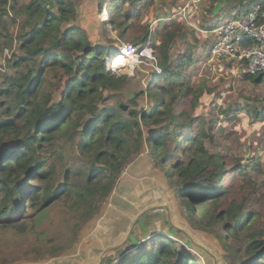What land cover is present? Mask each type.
I'll list each match as a JSON object with an SVG mask.
<instances>
[{
    "label": "trees",
    "instance_id": "16d2710c",
    "mask_svg": "<svg viewBox=\"0 0 264 264\" xmlns=\"http://www.w3.org/2000/svg\"><path fill=\"white\" fill-rule=\"evenodd\" d=\"M79 1L0 0V58L16 44L9 69L0 73V236L39 234L34 214L40 218L59 204L54 223L76 239L116 187L131 156L147 147L190 224L216 234L231 264H264V163L255 159L244 164L224 150H210L234 135L217 126L218 115H227L228 109L220 106L209 120L196 114L201 95L214 88L204 80L199 86L184 82V70L209 44L196 48L200 41L195 30L188 35L189 24L175 18L180 8L161 14L155 26L160 28L154 31L160 39L153 46L161 72L152 71L147 90H129L132 78L106 70L107 58L116 52L119 39L138 48L152 39L148 24L140 20L154 0H108L101 30L106 26L119 36L106 37L105 42L95 41L79 23L84 15ZM223 1L229 9L245 12L256 0ZM104 2L90 4L100 13ZM198 27L211 30L216 24ZM187 36L192 42L173 55L175 40ZM245 64L243 78L261 82ZM148 94L151 105L144 107L140 101ZM244 109L256 117L264 114L250 104ZM242 110L233 109L229 120ZM65 149L76 152L81 164L68 162ZM250 171L262 178L257 180ZM155 219L176 229L182 241L158 233L148 246L134 248L131 236L137 234L138 222L150 225ZM130 234L103 264H214L211 252L217 255L212 246L196 242L189 226L160 218L153 207L143 211ZM37 241L27 248V257L40 258L50 251V245L44 247L46 239ZM125 251L128 254L121 256ZM14 261L0 256V264Z\"/></svg>",
    "mask_w": 264,
    "mask_h": 264
},
{
    "label": "rangeland",
    "instance_id": "374dc122",
    "mask_svg": "<svg viewBox=\"0 0 264 264\" xmlns=\"http://www.w3.org/2000/svg\"><path fill=\"white\" fill-rule=\"evenodd\" d=\"M91 2L92 0L79 1L78 7L84 14L81 19L78 18L79 23L85 27L90 37L95 41L105 42L107 41L106 37L118 38L119 33L117 30L110 28L107 30L106 26V34L101 30V24L105 20L102 16L104 15V9H107L108 0H105L100 13L97 12L96 5L91 6ZM186 2L187 0H154V4L149 6L145 12H142L140 22L148 24L152 38L149 42L152 48L160 39V35L154 32L159 30L160 27L151 28L150 22L158 18L163 13L164 8L175 10L180 7L181 10ZM200 2V5L187 10L185 16L181 19L183 23L189 24L185 31L188 35H190L189 30L191 28L195 30L200 41L196 45L197 49L201 43L210 44L215 37L212 33L203 32L198 26L209 23V27H211L216 21H223V19H217L214 20L215 22H209L211 10H208V6L211 0H201ZM215 15L217 17L220 15V8H218ZM226 17L228 18V16ZM14 29V27H11V32ZM191 40L189 36L186 39L177 38L172 47L173 55L185 49L187 43L192 42ZM127 43L131 44L132 42L119 39V42H116L115 45L119 47ZM15 49L16 44L13 45V49L9 50L13 52ZM205 52L207 53V51L201 50L200 55L199 53L196 54L195 61L183 72V76L188 74L184 82L199 86L204 80L208 88H214L213 91H207L201 95L195 113L203 115L206 120H209L212 111L216 112L220 106H225L228 109V114L220 113L218 115L217 126L224 131L232 130L234 132L232 137L222 140L221 148L210 146V150H224L230 156L241 158L240 162L244 164H251L255 159L264 163V114L256 117L251 114L253 112L250 113L245 110L246 108L244 109L246 104H250L252 108L261 110V112L264 111V82L254 84L244 79L243 62L241 61H229L225 58L219 62V67L216 64V71L206 69L203 65ZM116 54L112 56V61L115 59ZM139 55V52H135L131 62L120 68V73H126L132 78L129 90L137 91L141 88L147 90L151 73L156 70L150 63H154L152 59L145 56L140 57ZM150 97L149 94L145 95L143 102L139 101L146 107L151 105ZM240 106L243 110L235 113L233 120H229V116H232L230 112ZM206 144H209L208 141ZM63 153L67 156L68 162L81 164L76 152L65 149ZM232 165H229V167L231 168ZM250 173L257 180L262 178L259 173L253 171H250ZM59 206V204H53L48 207L47 210L43 211L44 214L40 218H37L36 213L34 214L37 224L36 232L39 234L30 232L20 236L8 232L1 235L0 256L14 257L15 261L11 264H99L101 257V264H103L104 257L111 254L113 249L122 245L128 234L131 235L130 229L132 230L139 213L153 207L154 210L159 212L160 218H168L176 226H189L192 235L198 239L196 242L205 245L204 247L212 246L216 249V256L211 252L214 256V264H231L229 262L230 257H227L226 254L228 253L224 250L216 234L190 224L183 214L176 196L173 194L172 187L166 181L165 175L158 167H155L152 155L147 147H144L141 151H135L131 156L130 161L119 175L116 187L102 201L98 212L81 226L76 239H74L75 234L71 231L54 223L57 212L60 210ZM156 220L151 221L150 225H145L141 221L138 222L136 225L137 234L131 236V244L134 248H141L145 243L148 246L157 238L156 234L158 233H171L178 243L182 241L181 235L176 229L172 230L169 224L162 220L159 223ZM37 238L46 239L47 244L44 247L48 248L50 245L51 249L40 258H29L26 250L29 246L37 244ZM183 247L190 250L189 245ZM126 254H128V251H125L121 256ZM195 254L200 256L197 252Z\"/></svg>",
    "mask_w": 264,
    "mask_h": 264
},
{
    "label": "built area",
    "instance_id": "2783aa9c",
    "mask_svg": "<svg viewBox=\"0 0 264 264\" xmlns=\"http://www.w3.org/2000/svg\"><path fill=\"white\" fill-rule=\"evenodd\" d=\"M200 1L201 0H187L185 5L178 12L184 14L190 3H197ZM104 11H106V9H104ZM106 17L107 16L102 18L106 19ZM158 21L159 18L153 19L150 22V27L155 28ZM213 32L216 33V36L209 44L208 51L203 60V65L206 69L216 71V64L219 65V62L225 58L234 61H245L246 70L251 74L259 75L264 82V3L261 2V0H256L249 10L245 12H240L239 10L234 11L232 15L228 16V18L226 17L219 23ZM145 46L138 48L132 43H127L117 47L115 53L120 52L122 55L129 54L131 55L130 59H132L133 54L139 52L140 57L145 56L148 59H152L154 62H150L152 66L157 72H161L155 55H153L154 50L151 43L148 42ZM115 53L110 54L107 58L106 70L111 73H120V68L125 66L126 63L112 67L110 62ZM11 55L12 50L5 49L0 58V73L6 72L9 69L8 59L11 58ZM129 62H131V60Z\"/></svg>",
    "mask_w": 264,
    "mask_h": 264
},
{
    "label": "crops",
    "instance_id": "0c3cea01",
    "mask_svg": "<svg viewBox=\"0 0 264 264\" xmlns=\"http://www.w3.org/2000/svg\"><path fill=\"white\" fill-rule=\"evenodd\" d=\"M264 1V0H263ZM156 2V1H155ZM218 0H211V2H210V4H209V6H208V8H210V6H211V4H213V5H215V8L213 7V9L212 8H210L211 9V16H209V19H208V21L209 22H211V21H216L217 19H225L226 18V16H230V15H232V13L234 12V11H236V9L235 8H233V9H229L228 7H227V3L226 2H224L223 0H221L220 2H218ZM200 3L201 2H197V3H195L196 5L195 6H198V5H200ZM185 5V4H184ZM183 5V6H184ZM195 6H193L191 3H190V5H189V7L188 8H193V7H195ZM226 7L229 9V10H227L226 11ZM180 8V7H179ZM190 8V9H191ZM218 8H220V15L217 17L216 15H215V13L217 12V10H218ZM223 9H224V11L225 12H223L222 13V11H223ZM164 11H163V13L162 14H164V13H167L170 9H168V8H164L163 9ZM174 10V9H173ZM175 10H177V9H175ZM187 10V9H186ZM178 11V10H177ZM215 11V12H214ZM186 12V11H185ZM225 13V15H223ZM185 16V13L184 14H182V13H179V12H177L176 14H175V18H183ZM157 19V18H156ZM214 21V22H215ZM219 23H221L220 21L219 22H215L214 24H216V26H218L219 25ZM207 26H208V28H209V26H210V24L209 23H207ZM215 29V28H214ZM214 29H211V30H207V29H203V32H205V33H212V35L213 36H216V33L215 32H213V30ZM208 49V48H207ZM205 50V51H208V50ZM206 53V52H205ZM218 67H219V65H218Z\"/></svg>",
    "mask_w": 264,
    "mask_h": 264
},
{
    "label": "bare ground",
    "instance_id": "6f19581e",
    "mask_svg": "<svg viewBox=\"0 0 264 264\" xmlns=\"http://www.w3.org/2000/svg\"><path fill=\"white\" fill-rule=\"evenodd\" d=\"M208 50V49H207ZM117 53H120V52H117ZM131 55H129V54H127V55H122V54H120L119 55V57L117 56V57H115V59L112 61V59H111V62H110V65L112 66V67H115V66H120V65H122V64H127V63H129V61L131 60L130 57ZM113 58V57H112ZM125 64V65H126Z\"/></svg>",
    "mask_w": 264,
    "mask_h": 264
},
{
    "label": "water",
    "instance_id": "95a60500",
    "mask_svg": "<svg viewBox=\"0 0 264 264\" xmlns=\"http://www.w3.org/2000/svg\"><path fill=\"white\" fill-rule=\"evenodd\" d=\"M142 213H143V211L139 213V215H138L137 218L135 219L134 223L137 221V219L139 218V216H140ZM134 223H133V224H134ZM131 228H132V227H131ZM130 232H131V229H130ZM130 232H129V233H130ZM128 237H129V234L126 236V238L123 240V242H124ZM121 243H122V242H121ZM119 245H120V244H119ZM101 259H102V257H101ZM101 259H100V261H99V264H101V261H102Z\"/></svg>",
    "mask_w": 264,
    "mask_h": 264
},
{
    "label": "clouds",
    "instance_id": "9594fccd",
    "mask_svg": "<svg viewBox=\"0 0 264 264\" xmlns=\"http://www.w3.org/2000/svg\"><path fill=\"white\" fill-rule=\"evenodd\" d=\"M107 11V10H106ZM107 16H108V13H107ZM107 18V17H106Z\"/></svg>",
    "mask_w": 264,
    "mask_h": 264
}]
</instances>
